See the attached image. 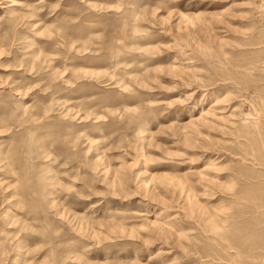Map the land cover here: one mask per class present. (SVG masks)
Returning a JSON list of instances; mask_svg holds the SVG:
<instances>
[{
    "label": "rangeland",
    "instance_id": "374dc122",
    "mask_svg": "<svg viewBox=\"0 0 264 264\" xmlns=\"http://www.w3.org/2000/svg\"><path fill=\"white\" fill-rule=\"evenodd\" d=\"M257 131L264 0H0V264H264Z\"/></svg>",
    "mask_w": 264,
    "mask_h": 264
},
{
    "label": "bare ground",
    "instance_id": "6f19581e",
    "mask_svg": "<svg viewBox=\"0 0 264 264\" xmlns=\"http://www.w3.org/2000/svg\"><path fill=\"white\" fill-rule=\"evenodd\" d=\"M118 40V38H114V41H117ZM131 40H133L131 43H125V44H123V49H122V47H120V48H118V47H114L112 50H111V52H114V53H116L117 54V56L119 55V54H121V52H123L122 50H124V49H126L129 45H131V44H134V43H136V41H137V37H132L131 38ZM122 49V50H121ZM134 57V56H133ZM140 57V56H139ZM129 58V57H128ZM127 59L126 58H117L116 60H114L112 63H111V65H113V67H114V69L115 68H118L120 65H125L126 63H127V61H126ZM130 60V59H129ZM134 60H136V61H138L139 59L138 58H134ZM259 124H257V123H255V129L257 130L258 128H259V126H258ZM259 130V129H258ZM264 139V138H263ZM253 145H254V147H255V149H257V148H262L263 146H264V142H263V140H262V135L260 134V132L259 131H257L256 132V134H255V136H254V138H253ZM264 150V149H263ZM255 151H259V150H255ZM0 154H1V152H0ZM8 167H11V164H8ZM5 182L7 181L6 179L4 180ZM131 215H133V216H140V215H138L136 212H134V213H131ZM225 217H227V216H225ZM224 221V220H223ZM226 221V220H225ZM218 225V224H217ZM216 225V227L218 228V229H220L218 226H220V224L217 226ZM215 227V228H216ZM221 227H222V225H221ZM223 228V227H222ZM216 230V229H215ZM225 230V229H224ZM214 231V230H213ZM217 232L218 231H220V230H216ZM222 233V232H221ZM218 234H220V233H218ZM215 235H217V234H215ZM221 236V235H220ZM224 240H225V238H224ZM232 246V248H233V245H231ZM234 249V248H233ZM235 251H238L237 249H235ZM248 251V250H247ZM237 253V252H236ZM239 253V252H238ZM259 255V254H258ZM240 256V255H239ZM242 256V255H241ZM240 258L241 257H239V260H240ZM240 262V261H239ZM247 262L249 263L250 261H248L247 260ZM245 263V262H244ZM239 264H241V263H239Z\"/></svg>",
    "mask_w": 264,
    "mask_h": 264
}]
</instances>
